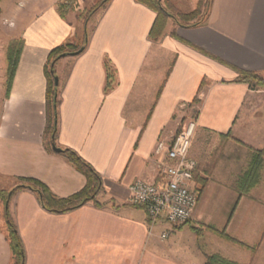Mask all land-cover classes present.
<instances>
[{"label":"crops","instance_id":"obj_1","mask_svg":"<svg viewBox=\"0 0 264 264\" xmlns=\"http://www.w3.org/2000/svg\"><path fill=\"white\" fill-rule=\"evenodd\" d=\"M169 1L184 4L175 7L180 13L198 8L201 14L198 0ZM43 2L23 21L18 63L0 109V186L31 179L67 198L81 191L86 180L64 154L52 150L44 68L52 49L67 41L80 45L85 29L68 15L61 18L58 0ZM155 18L153 10L135 0H110L88 32L83 53L55 66L54 144L74 152L99 175L100 206L88 202L52 214L31 191L17 192L7 210L24 246V264H204L210 254L253 264L264 243V172L248 193L239 192L238 177L248 148L264 149V113L239 129L237 119L254 91L235 81L234 69L264 75V0H211L202 25L172 26L158 42L149 39ZM158 55L165 58L159 65ZM105 60L115 72V85L106 93ZM154 63L161 68L157 80L151 76ZM193 103L199 134L230 132L244 150L229 154L219 147L203 169L196 154V183L203 188L193 219L201 228H163L164 218L150 224L144 210L129 205V187L138 179L158 180L154 148L187 120L185 110ZM214 204L217 208L209 206ZM224 205L221 221L215 222L210 212ZM2 211L0 205V264H13ZM186 229L196 248L201 240L200 254L182 243ZM163 232H170L169 242L159 241Z\"/></svg>","mask_w":264,"mask_h":264},{"label":"trees","instance_id":"obj_2","mask_svg":"<svg viewBox=\"0 0 264 264\" xmlns=\"http://www.w3.org/2000/svg\"><path fill=\"white\" fill-rule=\"evenodd\" d=\"M110 0H99L94 7L88 12V17L85 19L84 24V38L83 42L80 45H75L70 41L65 42L64 44L52 49L49 52L47 61L45 64L44 72L47 79V110H48V134L53 137V140L56 139L57 134V117H58V105H59V85L57 89L54 87V77L55 66L60 60V56L66 55V57H77L85 50L88 42V31L86 28V22L89 20V17L94 15L100 10H104ZM137 3H140L149 9L153 10L156 14L155 21L149 32V39L152 42H158L162 39L164 35L165 20L171 19L173 23L177 26L183 28L189 27H198L205 22L207 16V10L211 0H204V12H201L197 8L196 11L191 13H180L177 14L170 13L162 6V0H135ZM202 6V0H200ZM200 7V6H199ZM66 6L61 3L57 5V10L61 18L66 16ZM173 38H176L174 33L171 34ZM22 47V41L12 42L6 52V75H7V90L6 97L8 96L12 77L14 75L20 50ZM105 68V86L104 92L112 90L115 85V72L112 69L111 63L108 60L104 62ZM234 69V68H233ZM237 74L236 82L245 83L248 85L249 89L254 90L256 85L264 83L262 76L255 72H247L242 70L234 69ZM204 81L200 84L199 90L204 86ZM195 98L192 102H196ZM225 137H230V132ZM239 144V140L235 139ZM61 153L66 156L68 161L85 177L86 183L81 191L67 198H58L54 196L43 184L38 181L31 179H22L19 181V184L14 186L9 190L0 189V201L3 204V217L6 225L7 231V241L10 247L12 254L13 264H24L25 262V252L24 246L21 241V238L18 234L17 228L13 223L10 215L8 214L7 206L12 197L19 191L28 190L35 194L39 203L47 212L52 214H63L70 211H73L85 203L91 202L95 207H99V203L95 200L96 196L100 191L101 180L99 175L91 168L89 164L83 161L79 156L74 152L68 149H61ZM248 160L245 168L240 173L238 177V189L241 193H248L251 189L258 186L262 180L264 172V149L261 150H252L248 148ZM196 179V178H195ZM203 187H200L199 191L201 193ZM233 205V208L235 207ZM131 206V205H130ZM185 225V224H184ZM214 231L213 228H209ZM198 234V233H197ZM220 237L226 241L237 243L231 238H229L224 232H220ZM204 264H239L233 261H230L219 254H210L205 255Z\"/></svg>","mask_w":264,"mask_h":264},{"label":"rangeland","instance_id":"obj_3","mask_svg":"<svg viewBox=\"0 0 264 264\" xmlns=\"http://www.w3.org/2000/svg\"><path fill=\"white\" fill-rule=\"evenodd\" d=\"M45 1V0H44ZM99 0H58L57 5L63 3L65 4L66 8V16H70L71 20L73 22L75 21L76 24L79 26V28H84L85 24V19L88 17V12L94 7V5L98 2ZM200 1V0H198ZM204 2V0H202ZM43 0H0V109L3 104V101L6 97V90H7V75H6V69H7V64H6V52L9 46L11 45L12 42H19L21 41V28L23 25V21L25 18H27V15H30L33 12L39 11L42 6H43ZM48 2H45L44 5H47ZM56 5V6H57ZM176 5V4H175ZM162 6L168 10L170 13L177 14L178 10L175 9L180 6H184V4L180 5L177 3L176 6L172 5L169 0H162ZM185 7V6H184ZM205 6L202 3L201 10L204 12ZM102 10L96 12L94 15L89 17V20L86 22V28L87 31L89 32L90 29L94 26L96 23L99 13ZM201 11V12H202ZM202 14V13H201ZM174 27L175 25L171 19L165 20V28H164V35L165 37L167 35V31L170 30V27ZM173 32L170 33V35ZM172 37V36H171ZM173 38V37H172ZM176 39V38H175ZM160 41V40H159ZM158 63L165 62V58L162 55H158ZM159 65V64H158ZM160 67V66H159ZM155 63L152 64L151 66V76L153 77V80H157L158 73H156L158 70H161ZM261 75V74H260ZM263 80H264V75H261ZM254 93L251 97H249L246 101L245 104L243 105V108L241 109V113L237 119V126L239 129H243V126L250 122L251 119L256 116V115H262L264 113V83H258L256 85V88L253 90ZM194 103L192 105H189V107L185 110V116L188 120L196 118V109H194ZM239 133V130L237 131ZM236 133V132H235ZM237 133V134H238ZM242 144L236 142L235 138L233 135L230 133V137H225V136H217V135H204V134H199L196 130V135L193 140L191 149L189 151V160L194 162V169L192 172L193 176V182L195 185V190L197 191V196L199 200L200 196V187L201 184L196 183V172H197V164H196V154H199L201 157V166L200 168L203 169V164H208V162H211L213 157L216 154L217 148H221L222 150H227L229 154H233V150H237L239 152H243V146ZM248 152V151H246ZM249 155V153H248ZM200 171V170H199ZM199 175V174H198ZM197 181H199L197 179ZM14 186H9V187H1L0 189L3 190H9L13 188ZM210 193H208V198L211 196L212 192V187H209ZM255 197H259L258 195H255ZM96 200V199H95ZM212 201V199H211ZM0 205L3 204L0 201ZM210 207H216L217 205H209ZM226 206L224 205V209L220 208L218 206V209L216 212H214L216 209L211 211L212 215L215 218V222L221 221V218L224 215ZM205 209H203L201 212H204ZM1 213V212H0ZM3 213V211H2ZM135 214L137 216H142V211L135 209ZM194 214V212H193ZM205 215V212L203 213ZM193 216L190 218V220L186 224H190L194 226L195 230H198V228H201V226H198V223H194ZM201 223V222H200ZM5 224V223H4ZM6 226V225H5ZM182 226V225H180ZM161 227L168 228L170 225L163 224ZM161 227L157 224L156 232L160 233L159 231L161 230ZM178 227V226H177ZM194 230V231H195ZM150 231V230H149ZM196 232V231H195ZM153 234V232H151ZM170 234V232H169ZM188 231L186 229L185 233L182 235V243H184L185 246H187L189 249L191 248V253L193 254H200L201 253V240L199 241V249L198 247L196 248V243H194V237L193 235H188ZM150 235V234H149ZM160 235V234H159ZM185 236V237H184ZM186 236H189L187 238ZM170 237V236H169ZM173 237L170 238V240ZM159 239V238H158ZM159 241H162L159 239ZM165 242H169L166 240ZM191 246V247H190ZM253 264H264V243L260 247L258 254L255 256Z\"/></svg>","mask_w":264,"mask_h":264},{"label":"built area","instance_id":"obj_4","mask_svg":"<svg viewBox=\"0 0 264 264\" xmlns=\"http://www.w3.org/2000/svg\"><path fill=\"white\" fill-rule=\"evenodd\" d=\"M196 120H185L167 140L160 139L153 151L158 180L138 179L129 187V205L145 211L150 224L161 217L171 227L186 224L197 206L193 182L194 162L189 151L196 135ZM169 233L163 232L164 241Z\"/></svg>","mask_w":264,"mask_h":264},{"label":"water","instance_id":"obj_5","mask_svg":"<svg viewBox=\"0 0 264 264\" xmlns=\"http://www.w3.org/2000/svg\"><path fill=\"white\" fill-rule=\"evenodd\" d=\"M65 57H66V55H62V56H60V59L65 58ZM58 85H59V80H58L57 76H55L54 77V87H55V89H57ZM51 147H52V150L54 152L61 153V150L55 146L53 137L51 138Z\"/></svg>","mask_w":264,"mask_h":264}]
</instances>
